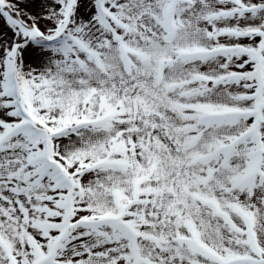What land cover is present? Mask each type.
Listing matches in <instances>:
<instances>
[{
	"label": "snow or ice",
	"instance_id": "snow-or-ice-1",
	"mask_svg": "<svg viewBox=\"0 0 264 264\" xmlns=\"http://www.w3.org/2000/svg\"><path fill=\"white\" fill-rule=\"evenodd\" d=\"M0 264H264V0H0Z\"/></svg>",
	"mask_w": 264,
	"mask_h": 264
}]
</instances>
